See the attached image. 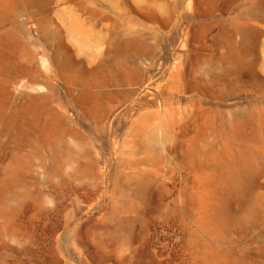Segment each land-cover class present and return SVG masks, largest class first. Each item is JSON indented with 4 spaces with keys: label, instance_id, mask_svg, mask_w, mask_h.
Instances as JSON below:
<instances>
[{
    "label": "rangeland",
    "instance_id": "374dc122",
    "mask_svg": "<svg viewBox=\"0 0 264 264\" xmlns=\"http://www.w3.org/2000/svg\"><path fill=\"white\" fill-rule=\"evenodd\" d=\"M213 253L264 264V0L0 1V264Z\"/></svg>",
    "mask_w": 264,
    "mask_h": 264
},
{
    "label": "bare ground",
    "instance_id": "6f19581e",
    "mask_svg": "<svg viewBox=\"0 0 264 264\" xmlns=\"http://www.w3.org/2000/svg\"><path fill=\"white\" fill-rule=\"evenodd\" d=\"M0 1H4V0H0ZM29 99L31 101H36L40 99V97L38 95H31L29 96ZM45 136H46L45 137L46 141L49 143H52L54 137H56L55 133L52 131L47 132ZM226 174L228 178L232 181V186L236 187L238 185V176L236 175V172L233 171L232 169H228ZM221 215L222 218L219 221L211 220L207 225L208 229L214 234L218 233L219 229L222 228L226 222H228V218L227 216L224 215L222 210H221ZM210 255H212L210 260L212 264H221V257L218 254L213 253Z\"/></svg>",
    "mask_w": 264,
    "mask_h": 264
}]
</instances>
